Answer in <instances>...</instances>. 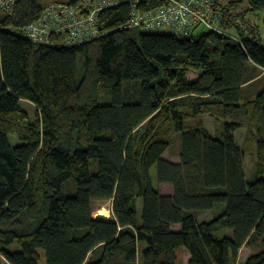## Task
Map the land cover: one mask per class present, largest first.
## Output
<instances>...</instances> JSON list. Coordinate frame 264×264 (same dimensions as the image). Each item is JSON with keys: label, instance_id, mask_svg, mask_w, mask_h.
<instances>
[{"label": "trees", "instance_id": "obj_1", "mask_svg": "<svg viewBox=\"0 0 264 264\" xmlns=\"http://www.w3.org/2000/svg\"><path fill=\"white\" fill-rule=\"evenodd\" d=\"M53 1L65 0L0 11V264H39L40 250L46 264H183L182 250L187 264H235L243 246L245 264H264V89L246 98L264 76V43L246 15L264 0L223 5L247 26L248 37L236 24L241 42L124 29L121 4L101 13L103 35L73 47L21 34ZM202 114L223 120L219 134ZM172 144L177 162L164 157ZM154 167L172 193L153 186ZM98 200L111 201L115 222L94 218Z\"/></svg>", "mask_w": 264, "mask_h": 264}, {"label": "built area", "instance_id": "obj_2", "mask_svg": "<svg viewBox=\"0 0 264 264\" xmlns=\"http://www.w3.org/2000/svg\"><path fill=\"white\" fill-rule=\"evenodd\" d=\"M19 0H0V11L14 15ZM147 0H65L53 1L41 17L26 26L21 34L36 43L73 47L92 41L104 34L101 13L109 8L128 4L130 14L124 29L155 32L169 29L173 34L189 36L199 29L224 34L241 42L237 23L245 36L247 26L227 14L221 0H163L154 7ZM236 31V34L232 33Z\"/></svg>", "mask_w": 264, "mask_h": 264}, {"label": "rangeland", "instance_id": "obj_3", "mask_svg": "<svg viewBox=\"0 0 264 264\" xmlns=\"http://www.w3.org/2000/svg\"><path fill=\"white\" fill-rule=\"evenodd\" d=\"M231 0H223L224 3L228 4ZM242 1V6L238 11H241L242 9L245 10L246 7V0H240ZM234 11V10H233ZM246 19L249 22H253L256 25H258V32L260 33V37L264 43V11H260L258 13H248L246 15ZM157 33H172V31H170L169 29L163 28V29H159L156 31ZM206 30L204 29H199L195 32V35H198L200 33H205ZM233 34H236L235 30H232ZM260 72L264 73V70H261ZM200 72L198 71H191L188 73L187 79L192 81L195 80L198 76H199ZM264 89V76L260 77L257 81H255L253 84H249L247 87V94H249V96H246V98H253L257 95V93ZM21 106L24 110H26L31 119L33 121L36 120V116H37V107L36 105L29 101V100H21ZM199 119H201L203 121V125L205 126V128L212 134V135H216L219 134L223 120L221 119H217L216 117L209 115V114H202L200 116H198ZM223 128V127H222ZM246 126H244L243 128H240L236 133V139L237 142L239 143V145L244 146V142H245V137H246ZM12 143L16 144V139L13 137L11 138ZM175 142V141H174ZM176 143V142H175ZM164 157L168 160L177 162L179 161V154H178V146L177 144H172L171 147L165 152ZM255 160H256V149L254 147L253 151H248L246 154V161H245V174L248 180H252L250 177L253 173L254 170V164H255ZM256 174V172H255ZM151 176H152V183L153 186L160 190V192L162 194H170L173 192V187L169 184H162L158 182L157 179V170L156 167H154L152 169L151 172ZM141 205V204H140ZM111 201H105V200H98V201H94L93 202V210L94 213L97 214L99 213V211L101 209H105V213L106 215H111ZM213 213L212 212H207L204 213L202 215L199 216L200 220H208L212 217ZM173 228L175 230L180 228V225H174ZM229 233H231V231L228 228L222 229L219 232H217V234L220 236H224V235H228ZM41 253V259L39 260V264H46V259H45V254L43 250H40ZM253 252L247 247V246H243L242 249L240 250L239 253V257L236 261L235 264H245L247 258L252 254ZM179 257L180 260L183 262V264H187L188 259H189V254L186 250H182L179 252ZM3 264H8L5 260L3 261Z\"/></svg>", "mask_w": 264, "mask_h": 264}, {"label": "water", "instance_id": "obj_4", "mask_svg": "<svg viewBox=\"0 0 264 264\" xmlns=\"http://www.w3.org/2000/svg\"><path fill=\"white\" fill-rule=\"evenodd\" d=\"M94 218L98 221L115 222V218L113 215L97 213L95 214Z\"/></svg>", "mask_w": 264, "mask_h": 264}, {"label": "bare ground", "instance_id": "obj_5", "mask_svg": "<svg viewBox=\"0 0 264 264\" xmlns=\"http://www.w3.org/2000/svg\"><path fill=\"white\" fill-rule=\"evenodd\" d=\"M106 211H105V209H101L100 211H99V213H101V214H104ZM106 215V214H105Z\"/></svg>", "mask_w": 264, "mask_h": 264}]
</instances>
